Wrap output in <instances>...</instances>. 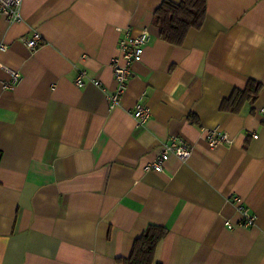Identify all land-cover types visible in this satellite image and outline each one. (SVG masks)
Here are the masks:
<instances>
[{
  "label": "crops",
  "instance_id": "obj_1",
  "mask_svg": "<svg viewBox=\"0 0 264 264\" xmlns=\"http://www.w3.org/2000/svg\"><path fill=\"white\" fill-rule=\"evenodd\" d=\"M161 2L21 0L20 20L0 15V64L22 75L3 89L0 66V264H119L148 224L167 229L156 263L264 264V0H206L179 46L153 23ZM141 29L150 40L110 109L118 40ZM33 32L43 42L30 50L21 39ZM249 79L262 84L257 100L220 110ZM140 97L144 124L131 114ZM209 128L232 142L210 147ZM170 135L190 156L145 171ZM232 196L253 225H237Z\"/></svg>",
  "mask_w": 264,
  "mask_h": 264
},
{
  "label": "built area",
  "instance_id": "obj_2",
  "mask_svg": "<svg viewBox=\"0 0 264 264\" xmlns=\"http://www.w3.org/2000/svg\"><path fill=\"white\" fill-rule=\"evenodd\" d=\"M21 0H0V15L4 16L8 21H18L21 19L20 15ZM22 42L30 50L38 48L43 40L38 32H33L29 36L22 37ZM150 40V33L147 29H141L136 34H125L118 40V53L110 61V66L113 73L115 86L113 90L108 91L107 98L109 108H114L120 104L123 96L128 87V81L133 74L132 65L141 59L143 49ZM7 45L0 43V50L7 49ZM1 67L7 72L8 78L3 80L1 85L3 89H12L21 80V73L8 66ZM87 74L85 70H79L74 81L78 87L86 84ZM93 84L100 85L97 79H89ZM260 114L264 118V107L260 108ZM132 117L138 124H144L151 117V110L148 105L142 102L141 97L138 98L131 112ZM204 130V129H203ZM252 133V137H256ZM204 139L210 147H215L219 144H230L232 139L229 134L218 128H209L204 130ZM192 152V146L183 137L179 135H170L163 143L159 153L151 161L147 162L144 166L145 171L153 170L157 172L164 171V166L168 158L173 155L180 161H185ZM232 201L240 212V219L237 225L248 227L253 225L256 216L248 209L243 203L240 196H232ZM225 225L232 228L234 224L226 220Z\"/></svg>",
  "mask_w": 264,
  "mask_h": 264
},
{
  "label": "trees",
  "instance_id": "obj_3",
  "mask_svg": "<svg viewBox=\"0 0 264 264\" xmlns=\"http://www.w3.org/2000/svg\"><path fill=\"white\" fill-rule=\"evenodd\" d=\"M206 16V0H162L153 14V23L159 27L160 37L173 45H181L191 29L202 27ZM262 84L256 80H247L241 89L234 88L225 98L220 110L238 113L246 103L257 100ZM196 123L193 116H189ZM167 229L163 226L148 224L142 234L132 244L127 257L116 258L119 264H160L154 260L158 243L166 236Z\"/></svg>",
  "mask_w": 264,
  "mask_h": 264
}]
</instances>
